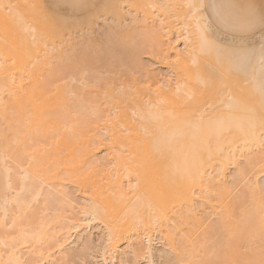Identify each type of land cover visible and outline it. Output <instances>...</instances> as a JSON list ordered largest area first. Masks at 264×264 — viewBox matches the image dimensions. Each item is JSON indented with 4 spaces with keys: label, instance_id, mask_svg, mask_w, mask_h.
Listing matches in <instances>:
<instances>
[{
    "label": "bare ground",
    "instance_id": "obj_1",
    "mask_svg": "<svg viewBox=\"0 0 264 264\" xmlns=\"http://www.w3.org/2000/svg\"><path fill=\"white\" fill-rule=\"evenodd\" d=\"M11 2L0 0V264L81 261L92 239L78 253L68 245L87 219L127 247L130 264L141 256L153 264L154 248L140 238L148 228L176 255L169 264H264L254 241L264 236V117L169 120L109 84L90 108ZM92 88L84 77L83 90ZM175 199L187 208L171 213Z\"/></svg>",
    "mask_w": 264,
    "mask_h": 264
},
{
    "label": "rangeland",
    "instance_id": "obj_2",
    "mask_svg": "<svg viewBox=\"0 0 264 264\" xmlns=\"http://www.w3.org/2000/svg\"><path fill=\"white\" fill-rule=\"evenodd\" d=\"M11 1L16 12L49 42L56 67L74 75L75 94L84 97L90 108L109 84L124 89L144 111L167 112L169 120L199 113L221 117L229 112L264 117V76L258 68L260 63L264 66V0ZM84 77L93 85L91 90H83ZM65 85L71 88L68 80ZM86 161L81 158L82 164ZM234 171L227 169L229 175ZM243 172L239 180L247 167ZM263 179L262 173L257 175L259 182ZM242 187L235 195H241ZM140 193L138 189L141 197ZM76 194L84 203L81 193ZM198 195L191 191L188 205L195 206ZM185 208L180 199L170 206L171 213ZM207 211L210 215L212 208ZM82 229L70 238L71 253L80 252L86 238L92 239L93 246L72 264L132 263L125 261L127 247H115L102 223L87 219ZM140 238L154 248L153 264L174 260L166 240L152 228ZM254 241L255 247L263 249L259 257L264 263V236H255ZM149 259L141 256L137 263L148 264ZM43 264L56 263L45 260Z\"/></svg>",
    "mask_w": 264,
    "mask_h": 264
},
{
    "label": "snow or ice",
    "instance_id": "obj_3",
    "mask_svg": "<svg viewBox=\"0 0 264 264\" xmlns=\"http://www.w3.org/2000/svg\"><path fill=\"white\" fill-rule=\"evenodd\" d=\"M190 7H192V8H196V7H197V5H190Z\"/></svg>",
    "mask_w": 264,
    "mask_h": 264
}]
</instances>
